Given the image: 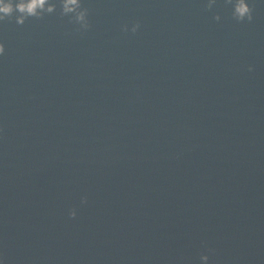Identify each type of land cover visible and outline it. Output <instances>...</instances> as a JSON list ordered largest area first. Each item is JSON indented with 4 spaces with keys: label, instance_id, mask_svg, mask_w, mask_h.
I'll list each match as a JSON object with an SVG mask.
<instances>
[{
    "label": "clouds",
    "instance_id": "clouds-1",
    "mask_svg": "<svg viewBox=\"0 0 264 264\" xmlns=\"http://www.w3.org/2000/svg\"><path fill=\"white\" fill-rule=\"evenodd\" d=\"M264 3V0H261ZM205 10L216 6V0H203ZM225 6L230 8L231 19L237 23L251 22L253 19L250 0H225ZM15 15V23L21 25L26 18L41 19L43 16L57 14L59 17H68L67 22L73 25L78 32L88 31L90 25L88 21V9L82 8L80 0H0V22L10 20ZM213 20L219 21L220 16L215 15ZM138 24L131 27L125 26L122 30L135 33ZM4 46L0 44V55L4 54ZM252 69L249 68V71ZM85 198H81V203H85ZM69 218L75 216V211H69ZM201 264H209V255H201ZM0 264H4L0 258Z\"/></svg>",
    "mask_w": 264,
    "mask_h": 264
}]
</instances>
